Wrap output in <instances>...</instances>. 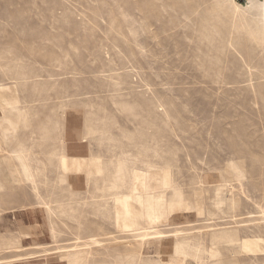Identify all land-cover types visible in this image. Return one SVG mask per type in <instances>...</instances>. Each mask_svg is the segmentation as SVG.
<instances>
[{
  "label": "rangeland",
  "instance_id": "374dc122",
  "mask_svg": "<svg viewBox=\"0 0 264 264\" xmlns=\"http://www.w3.org/2000/svg\"><path fill=\"white\" fill-rule=\"evenodd\" d=\"M0 264H264V0H0Z\"/></svg>",
  "mask_w": 264,
  "mask_h": 264
},
{
  "label": "bare ground",
  "instance_id": "6f19581e",
  "mask_svg": "<svg viewBox=\"0 0 264 264\" xmlns=\"http://www.w3.org/2000/svg\"><path fill=\"white\" fill-rule=\"evenodd\" d=\"M157 195V194H156ZM165 195V194H164ZM164 195H160L158 194L157 196H154V200L156 201L155 206L153 208L154 213L156 214V221L157 222H161L163 220H165V216H166V203H165V197ZM138 205L140 206V209L143 208V198L140 197L137 200ZM152 210V208H151ZM148 219L151 220V217H149ZM228 233V232H227ZM234 235V234H233ZM224 237V236H223ZM222 237V238H223ZM237 237V236H236ZM217 238V237H216ZM235 238V237H234ZM227 239V238H226ZM229 239V238H228ZM234 240V239H233ZM247 245V243L245 244V246Z\"/></svg>",
  "mask_w": 264,
  "mask_h": 264
},
{
  "label": "crops",
  "instance_id": "0c3cea01",
  "mask_svg": "<svg viewBox=\"0 0 264 264\" xmlns=\"http://www.w3.org/2000/svg\"><path fill=\"white\" fill-rule=\"evenodd\" d=\"M4 90H5L6 92L9 91V89H7V88H5ZM11 104H13V103H7V105H11ZM245 244H246V240H244V241L242 242L243 248L245 247Z\"/></svg>",
  "mask_w": 264,
  "mask_h": 264
}]
</instances>
